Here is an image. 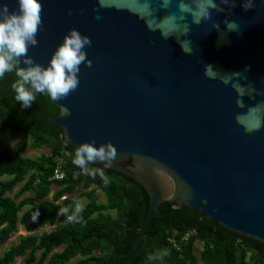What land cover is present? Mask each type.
Returning <instances> with one entry per match:
<instances>
[{
    "label": "water",
    "instance_id": "water-1",
    "mask_svg": "<svg viewBox=\"0 0 264 264\" xmlns=\"http://www.w3.org/2000/svg\"><path fill=\"white\" fill-rule=\"evenodd\" d=\"M40 3L34 63L47 67L69 29L92 41L76 90L59 101L44 92L64 145L112 143L111 167L95 165L148 196L122 264L163 202L264 245V0ZM4 4L18 11V0Z\"/></svg>",
    "mask_w": 264,
    "mask_h": 264
},
{
    "label": "trees",
    "instance_id": "trees-1",
    "mask_svg": "<svg viewBox=\"0 0 264 264\" xmlns=\"http://www.w3.org/2000/svg\"><path fill=\"white\" fill-rule=\"evenodd\" d=\"M15 71L0 78V133L10 130L20 139L17 151L0 149V264H122L133 246L148 204L145 191L133 180L105 168L106 184L73 163L76 149L64 145L61 129L51 118L59 113L46 93H35L30 108L15 99ZM26 148L44 149L35 158L22 155ZM61 180L52 178L56 166ZM80 188V191L77 190ZM99 192L104 201H99ZM73 194V196H69ZM79 205L78 218L69 221ZM61 209L67 212L60 215ZM39 210L38 221L32 216ZM152 215L138 248L126 264H264V245L243 239L187 208L168 202ZM61 225L39 236L43 225ZM18 226L26 232L6 249L2 246ZM201 243L196 254L194 246ZM60 248V251H54ZM167 250L161 259L150 255Z\"/></svg>",
    "mask_w": 264,
    "mask_h": 264
},
{
    "label": "clouds",
    "instance_id": "clouds-1",
    "mask_svg": "<svg viewBox=\"0 0 264 264\" xmlns=\"http://www.w3.org/2000/svg\"><path fill=\"white\" fill-rule=\"evenodd\" d=\"M245 11L253 5L251 3L243 6ZM42 5L40 0H18V11L10 12L7 5H0V78L6 72L15 71L18 79L13 83L15 99L20 102L23 108H30L36 99L35 93L46 92L53 101L66 98L72 91H75L79 84L78 73L80 65L91 66L87 60V54L83 49L91 46L92 41L88 36H82L75 29H69L63 43L53 53L49 65L43 67L34 63L32 58L27 56L29 45L35 46L38 42L36 34L42 23ZM206 15V13H205ZM195 23H199L197 18ZM234 23L230 24V28ZM26 68L17 67L21 58ZM64 114L68 115V109L64 108ZM117 157V149L112 143L94 146V141L80 144L75 152L73 163L89 175L95 177L97 174L107 184L109 178L103 169H89L88 165L97 161L103 162L105 167H111ZM82 208L77 205L75 212L68 217L69 221L76 220ZM67 212L61 209L60 215ZM40 216L37 210L32 216V221H38ZM167 250H162L149 259H161L166 256Z\"/></svg>",
    "mask_w": 264,
    "mask_h": 264
},
{
    "label": "rangeland",
    "instance_id": "rangeland-1",
    "mask_svg": "<svg viewBox=\"0 0 264 264\" xmlns=\"http://www.w3.org/2000/svg\"><path fill=\"white\" fill-rule=\"evenodd\" d=\"M20 144V139L18 137H14L10 130H7L3 133H0V149L5 148L8 149L10 151H17V148ZM45 152L44 149H30V148H26L25 151L22 153L23 156L25 157H29V158H35L37 156H39L41 153ZM80 191V188L77 190V192ZM98 196H99V201H104V197L103 195H101L99 192H97ZM69 196H73V194H70ZM61 225L60 221H58L56 223V225L54 226H50L48 224L43 225L41 228H39L36 232L39 236H41L42 234H46L49 233L50 231H52L53 229L59 227ZM26 232L23 229V226H18V230L15 234H12L8 240L7 243L4 244L2 246L3 249H6L9 245L14 244L17 241L18 236H23L25 235ZM201 248V243H196L194 246L195 252L196 254L199 253ZM60 248L55 249L54 251H60ZM0 255H1V250H0ZM23 258H18L15 260V262L13 264H22L23 262ZM67 264H71V262L67 263Z\"/></svg>",
    "mask_w": 264,
    "mask_h": 264
},
{
    "label": "built area",
    "instance_id": "built-area-1",
    "mask_svg": "<svg viewBox=\"0 0 264 264\" xmlns=\"http://www.w3.org/2000/svg\"><path fill=\"white\" fill-rule=\"evenodd\" d=\"M63 173L61 172V170H60V166L59 165H57L56 166V168H55V170H54V172H53V176H52V178L54 179V180H61L62 178H63Z\"/></svg>",
    "mask_w": 264,
    "mask_h": 264
}]
</instances>
